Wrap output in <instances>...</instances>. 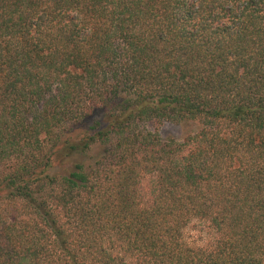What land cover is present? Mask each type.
Returning <instances> with one entry per match:
<instances>
[{
  "label": "trees",
  "instance_id": "trees-1",
  "mask_svg": "<svg viewBox=\"0 0 264 264\" xmlns=\"http://www.w3.org/2000/svg\"><path fill=\"white\" fill-rule=\"evenodd\" d=\"M0 264H264V0H0Z\"/></svg>",
  "mask_w": 264,
  "mask_h": 264
},
{
  "label": "rangeland",
  "instance_id": "rangeland-1",
  "mask_svg": "<svg viewBox=\"0 0 264 264\" xmlns=\"http://www.w3.org/2000/svg\"><path fill=\"white\" fill-rule=\"evenodd\" d=\"M95 119H98V120L103 119L101 111L99 110L94 111L92 115L88 116L82 122H79L78 124H76L75 131H80L81 129L85 127L91 126ZM160 133L163 136H174L176 138H180L181 134L183 133V129L171 123H164L160 127Z\"/></svg>",
  "mask_w": 264,
  "mask_h": 264
}]
</instances>
